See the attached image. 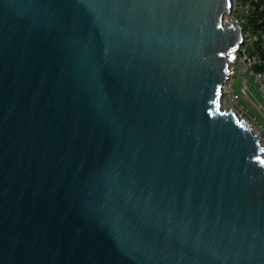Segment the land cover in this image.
Listing matches in <instances>:
<instances>
[{"label": "water", "instance_id": "95a60500", "mask_svg": "<svg viewBox=\"0 0 264 264\" xmlns=\"http://www.w3.org/2000/svg\"><path fill=\"white\" fill-rule=\"evenodd\" d=\"M235 1L0 0V264H264Z\"/></svg>", "mask_w": 264, "mask_h": 264}, {"label": "built area", "instance_id": "2783aa9c", "mask_svg": "<svg viewBox=\"0 0 264 264\" xmlns=\"http://www.w3.org/2000/svg\"><path fill=\"white\" fill-rule=\"evenodd\" d=\"M257 1L258 0H246V2L243 3V6L247 9V13L250 11L251 7L253 8V13L256 11L255 2ZM263 6L264 3L260 4L257 10H261ZM232 21L235 25H240L242 27V24L246 22L238 18ZM242 38L243 41L238 47L235 60L230 64L228 77L223 83L221 98L228 99L233 105L236 116L242 117L243 120H245L243 115L248 113V108L243 99H247L251 106L264 118V33L262 30H254L252 26H248L246 29L243 27ZM237 60L242 61L240 70L232 66ZM240 74H243V79L241 81V87L239 91H237L235 88V80ZM248 77L257 86L261 101H258L255 98L256 95L252 94V91H250V79ZM256 132H260L259 138L260 144L263 146L264 157V123Z\"/></svg>", "mask_w": 264, "mask_h": 264}, {"label": "rangeland", "instance_id": "374dc122", "mask_svg": "<svg viewBox=\"0 0 264 264\" xmlns=\"http://www.w3.org/2000/svg\"><path fill=\"white\" fill-rule=\"evenodd\" d=\"M245 2L246 1L236 0L233 13L227 16L231 20L238 18V19H243L244 21H247L248 17H250L253 14L252 12L253 8L251 7L250 11L247 13V9L243 6V3ZM232 66L236 67L237 70H240V67L242 66V61L237 60V62L234 63ZM242 79H243V74H240L237 76L235 80V88L237 91H239L241 87ZM249 88H250V91H252V94L256 95L255 98L258 101H261V97L258 94L257 86L251 81V79L249 82ZM243 101L248 108L247 110L248 113L244 114L243 118L245 119V121H247V123L252 127L253 130L257 131L258 129H260V126L264 123V118L258 113V111L255 108L251 106L250 102L247 99H243ZM221 103H222V109L234 111L233 105L229 102L228 99L221 98Z\"/></svg>", "mask_w": 264, "mask_h": 264}, {"label": "trees", "instance_id": "16d2710c", "mask_svg": "<svg viewBox=\"0 0 264 264\" xmlns=\"http://www.w3.org/2000/svg\"><path fill=\"white\" fill-rule=\"evenodd\" d=\"M263 3L264 0H258L257 2H255L256 11L250 17H248L247 21L244 24H242L245 29L248 26H252L254 30H262V32L264 33V6L261 10H257L258 6Z\"/></svg>", "mask_w": 264, "mask_h": 264}, {"label": "bare ground", "instance_id": "6f19581e", "mask_svg": "<svg viewBox=\"0 0 264 264\" xmlns=\"http://www.w3.org/2000/svg\"><path fill=\"white\" fill-rule=\"evenodd\" d=\"M239 117V116H238Z\"/></svg>", "mask_w": 264, "mask_h": 264}]
</instances>
